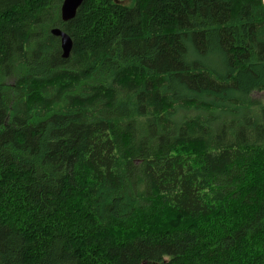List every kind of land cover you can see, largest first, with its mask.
Wrapping results in <instances>:
<instances>
[{
  "label": "trees",
  "instance_id": "16d2710c",
  "mask_svg": "<svg viewBox=\"0 0 264 264\" xmlns=\"http://www.w3.org/2000/svg\"><path fill=\"white\" fill-rule=\"evenodd\" d=\"M62 2L0 0V264H264V0Z\"/></svg>",
  "mask_w": 264,
  "mask_h": 264
},
{
  "label": "water",
  "instance_id": "95a60500",
  "mask_svg": "<svg viewBox=\"0 0 264 264\" xmlns=\"http://www.w3.org/2000/svg\"><path fill=\"white\" fill-rule=\"evenodd\" d=\"M84 0H63L61 4V18L63 21H69L73 19L78 12L79 7ZM52 34L60 38L61 48L63 51V57L67 58L70 56L73 39L71 36L62 30L61 28L55 27L51 30Z\"/></svg>",
  "mask_w": 264,
  "mask_h": 264
},
{
  "label": "rangeland",
  "instance_id": "374dc122",
  "mask_svg": "<svg viewBox=\"0 0 264 264\" xmlns=\"http://www.w3.org/2000/svg\"><path fill=\"white\" fill-rule=\"evenodd\" d=\"M253 97H255L256 99H260V101L264 104V91H257L253 93Z\"/></svg>",
  "mask_w": 264,
  "mask_h": 264
}]
</instances>
